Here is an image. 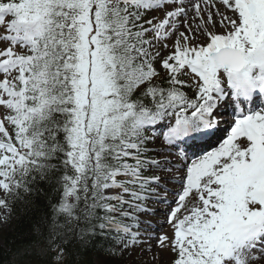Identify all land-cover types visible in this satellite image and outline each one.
Masks as SVG:
<instances>
[{"label":"snow or ice","instance_id":"1","mask_svg":"<svg viewBox=\"0 0 264 264\" xmlns=\"http://www.w3.org/2000/svg\"><path fill=\"white\" fill-rule=\"evenodd\" d=\"M45 189L10 264H264V0H0V224Z\"/></svg>","mask_w":264,"mask_h":264},{"label":"trees","instance_id":"2","mask_svg":"<svg viewBox=\"0 0 264 264\" xmlns=\"http://www.w3.org/2000/svg\"><path fill=\"white\" fill-rule=\"evenodd\" d=\"M50 193L47 189L43 193H35L28 198V203L17 202L13 205L12 225L9 230L1 233L3 246H0V264H10L13 260L12 253L19 248L30 244L35 236L33 225L39 220L46 210L47 197ZM72 255L67 258L70 264H79L80 256L100 255L93 245L81 248L78 243L69 245ZM33 264H37L33 261Z\"/></svg>","mask_w":264,"mask_h":264},{"label":"rangeland","instance_id":"3","mask_svg":"<svg viewBox=\"0 0 264 264\" xmlns=\"http://www.w3.org/2000/svg\"><path fill=\"white\" fill-rule=\"evenodd\" d=\"M4 226H5V224H0V228H2ZM150 255L151 254L145 255L143 257V260H149ZM168 258H169L168 254L163 253V254H161V260L156 262V264H167ZM119 263H121V264H141V257H140L139 250L137 249L135 252H133L131 254V256H126L124 258V260L120 261ZM93 264H102V263L98 259H94Z\"/></svg>","mask_w":264,"mask_h":264}]
</instances>
